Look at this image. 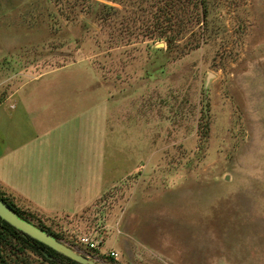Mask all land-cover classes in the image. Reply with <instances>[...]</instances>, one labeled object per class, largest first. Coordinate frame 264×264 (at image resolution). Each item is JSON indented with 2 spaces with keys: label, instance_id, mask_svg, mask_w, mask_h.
I'll use <instances>...</instances> for the list:
<instances>
[{
  "label": "rangeland",
  "instance_id": "rangeland-1",
  "mask_svg": "<svg viewBox=\"0 0 264 264\" xmlns=\"http://www.w3.org/2000/svg\"><path fill=\"white\" fill-rule=\"evenodd\" d=\"M11 91L55 112L56 140H103L83 210L0 187L27 220L102 264H264V0H0V102ZM0 264L52 263L7 233Z\"/></svg>",
  "mask_w": 264,
  "mask_h": 264
},
{
  "label": "crops",
  "instance_id": "crops-1",
  "mask_svg": "<svg viewBox=\"0 0 264 264\" xmlns=\"http://www.w3.org/2000/svg\"><path fill=\"white\" fill-rule=\"evenodd\" d=\"M9 50L15 49L11 47ZM72 93L74 92H70ZM34 98V94L20 91H11L2 98L7 107L2 106L3 114L0 118L1 190L12 196L17 204L44 212L74 213L83 210L100 198L104 190L101 131L100 137L95 135L91 143L85 137V131L84 136L74 142L73 139L65 140V135L63 141L56 140L53 130L62 121L58 120L55 125L53 121L56 118H52L55 112L50 115L47 107L45 114L37 113V109L30 105L34 104ZM97 113L99 117L91 120L98 122L101 129L102 109L95 111L96 116ZM5 118L6 122L1 124ZM65 121L79 125V130L81 123L84 127L88 122L87 119L75 120L72 116ZM44 128V136L39 137L38 131ZM43 138L46 142H42ZM87 150L91 152V160L87 159L86 154H82L87 153ZM17 193L20 194L19 202L15 197Z\"/></svg>",
  "mask_w": 264,
  "mask_h": 264
},
{
  "label": "water",
  "instance_id": "water-1",
  "mask_svg": "<svg viewBox=\"0 0 264 264\" xmlns=\"http://www.w3.org/2000/svg\"><path fill=\"white\" fill-rule=\"evenodd\" d=\"M0 217L6 220L9 224L21 230L23 233L37 239L38 241L46 244L55 251L69 257L70 259L80 264H102L95 259L80 253L74 248L68 246L60 239L56 238L53 234L45 229L38 227L33 222L22 218L16 209L12 207L7 201L0 197ZM49 258L50 255L47 254Z\"/></svg>",
  "mask_w": 264,
  "mask_h": 264
},
{
  "label": "trees",
  "instance_id": "trees-1",
  "mask_svg": "<svg viewBox=\"0 0 264 264\" xmlns=\"http://www.w3.org/2000/svg\"><path fill=\"white\" fill-rule=\"evenodd\" d=\"M198 16H200V14H198ZM9 204L16 209V211L18 212V214L22 218L27 219L25 216H23L19 212V209L13 203L10 202ZM40 228L43 229V227H40ZM7 233H9L13 237L21 240L23 243L29 244V246H31L33 249H35L39 254H41L44 257V259H46L48 262H50L52 264L57 263L58 257H62L64 259H66L71 264H80V263L70 259L69 257L55 251L54 249H52L51 247L47 246L46 244L38 241L37 239L23 233L21 230H18L17 228H15L11 224H9L6 220H4L0 217V242L3 240L4 236ZM47 254L50 255L51 258H49L47 256Z\"/></svg>",
  "mask_w": 264,
  "mask_h": 264
},
{
  "label": "built area",
  "instance_id": "built-area-1",
  "mask_svg": "<svg viewBox=\"0 0 264 264\" xmlns=\"http://www.w3.org/2000/svg\"><path fill=\"white\" fill-rule=\"evenodd\" d=\"M82 243H84L85 247L89 248L90 250H96L99 247L100 241L99 239H96L95 237H89L87 235L82 236ZM87 256H91L90 254L86 253ZM112 255H117L116 252H112Z\"/></svg>",
  "mask_w": 264,
  "mask_h": 264
}]
</instances>
